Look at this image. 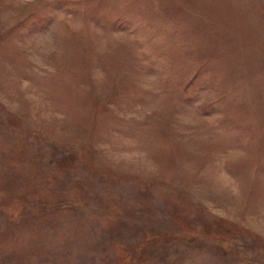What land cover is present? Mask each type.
I'll return each mask as SVG.
<instances>
[{
    "label": "rangeland",
    "instance_id": "obj_1",
    "mask_svg": "<svg viewBox=\"0 0 264 264\" xmlns=\"http://www.w3.org/2000/svg\"><path fill=\"white\" fill-rule=\"evenodd\" d=\"M0 264H264V0H0Z\"/></svg>",
    "mask_w": 264,
    "mask_h": 264
}]
</instances>
